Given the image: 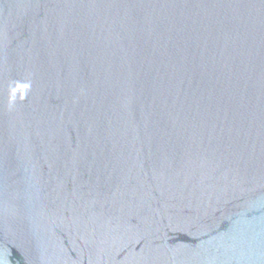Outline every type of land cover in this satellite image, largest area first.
I'll list each match as a JSON object with an SVG mask.
<instances>
[{
	"label": "water",
	"instance_id": "water-1",
	"mask_svg": "<svg viewBox=\"0 0 264 264\" xmlns=\"http://www.w3.org/2000/svg\"><path fill=\"white\" fill-rule=\"evenodd\" d=\"M0 264H264V0H0Z\"/></svg>",
	"mask_w": 264,
	"mask_h": 264
}]
</instances>
